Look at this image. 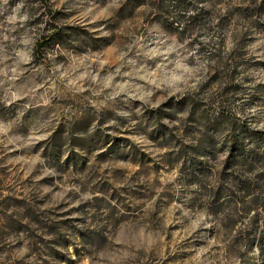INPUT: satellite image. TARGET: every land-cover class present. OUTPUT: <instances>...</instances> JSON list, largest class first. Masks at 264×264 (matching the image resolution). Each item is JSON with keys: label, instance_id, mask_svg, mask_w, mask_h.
<instances>
[{"label": "clouds", "instance_id": "9594fccd", "mask_svg": "<svg viewBox=\"0 0 264 264\" xmlns=\"http://www.w3.org/2000/svg\"><path fill=\"white\" fill-rule=\"evenodd\" d=\"M0 264H264V0H0Z\"/></svg>", "mask_w": 264, "mask_h": 264}]
</instances>
